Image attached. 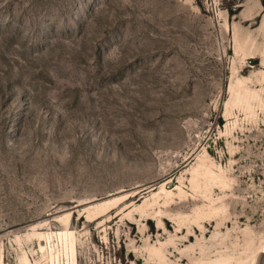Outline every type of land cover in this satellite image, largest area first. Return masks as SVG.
<instances>
[{"label": "rangeland", "instance_id": "obj_1", "mask_svg": "<svg viewBox=\"0 0 264 264\" xmlns=\"http://www.w3.org/2000/svg\"><path fill=\"white\" fill-rule=\"evenodd\" d=\"M0 257L264 264V0H0Z\"/></svg>", "mask_w": 264, "mask_h": 264}, {"label": "bare ground", "instance_id": "obj_2", "mask_svg": "<svg viewBox=\"0 0 264 264\" xmlns=\"http://www.w3.org/2000/svg\"><path fill=\"white\" fill-rule=\"evenodd\" d=\"M109 207V206H108ZM108 207H104L102 211H106L108 209ZM100 217V216H99ZM97 217V218H99ZM74 235V231L72 229H66V230H62L59 232V236L60 238H63L67 241V243L72 247V249L75 250V242L73 239L69 240L70 236ZM46 239V238H45ZM65 243V242H64ZM47 244V243H46ZM43 246V243H42ZM48 250V249H47ZM45 253V251H44ZM3 259V258H2ZM59 263V262H58ZM0 264H3V261H1V257H0Z\"/></svg>", "mask_w": 264, "mask_h": 264}]
</instances>
